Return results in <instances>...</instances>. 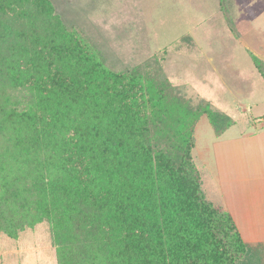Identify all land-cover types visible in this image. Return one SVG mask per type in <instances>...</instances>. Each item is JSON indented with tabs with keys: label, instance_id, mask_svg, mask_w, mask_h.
Instances as JSON below:
<instances>
[{
	"label": "trees",
	"instance_id": "trees-1",
	"mask_svg": "<svg viewBox=\"0 0 264 264\" xmlns=\"http://www.w3.org/2000/svg\"><path fill=\"white\" fill-rule=\"evenodd\" d=\"M203 115L232 124L156 56L110 68L52 0H0V231L47 223L59 264H264L203 190Z\"/></svg>",
	"mask_w": 264,
	"mask_h": 264
},
{
	"label": "rangeland",
	"instance_id": "rangeland-1",
	"mask_svg": "<svg viewBox=\"0 0 264 264\" xmlns=\"http://www.w3.org/2000/svg\"><path fill=\"white\" fill-rule=\"evenodd\" d=\"M52 1L65 21L100 49L110 68L156 56L193 104L210 103L231 116L220 136L207 115L200 117L192 154L206 197L224 205L246 242L259 235L264 132H248L264 131V76L255 64V58L264 60V0ZM183 37L192 42L181 44ZM254 154L262 166L255 165ZM0 264H59L48 224L26 228L17 239L0 231Z\"/></svg>",
	"mask_w": 264,
	"mask_h": 264
},
{
	"label": "crops",
	"instance_id": "crops-1",
	"mask_svg": "<svg viewBox=\"0 0 264 264\" xmlns=\"http://www.w3.org/2000/svg\"><path fill=\"white\" fill-rule=\"evenodd\" d=\"M263 128H264V125H263ZM262 130V128L259 130V129H256V132H252V131H250V132H248L247 134H248V136L251 134V136H254V135H261L264 131H261ZM262 153H259V155H261ZM254 157H255V165L257 166V167H260V165L262 166V164H261V162H262V160H259V158L257 159L256 158V154H254L253 155ZM257 157H258V155H257ZM220 206H224V205H222V204H219ZM224 208V207H223ZM225 209V208H224ZM226 210V209H225ZM231 214V213H230ZM257 221V220H256ZM252 222V221H251ZM239 230V229H238ZM240 231V230H239ZM241 233V232H240ZM247 241H248V243H250V242H254V243H250V244H253V245H255V244H258V243H260L261 241L262 242H264V230H262L261 232H260V234L259 235H253V236H249L248 237V239H247Z\"/></svg>",
	"mask_w": 264,
	"mask_h": 264
}]
</instances>
